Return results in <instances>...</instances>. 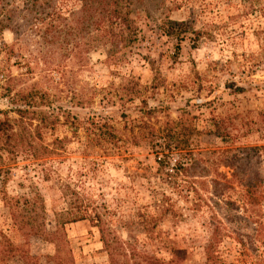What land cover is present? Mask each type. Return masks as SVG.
<instances>
[{"label":"rangeland","instance_id":"rangeland-1","mask_svg":"<svg viewBox=\"0 0 264 264\" xmlns=\"http://www.w3.org/2000/svg\"><path fill=\"white\" fill-rule=\"evenodd\" d=\"M48 1L44 12L65 17L81 7L79 0ZM132 1L137 39L118 48L112 63L108 45L83 57L69 53L79 38L70 29L76 19L37 20L30 9L45 0H0V25L10 23L0 29V118H18L14 108L23 100L11 98L31 93L38 109L54 114L107 116L121 138L107 156L97 149L83 156L84 132L59 126L55 135L69 139L62 157L36 164L6 151L0 137V264H31L21 250L35 264H109L98 227L67 221L70 205L97 208L119 240L165 262L207 264L204 247L217 235L215 264H264V202L240 201L252 178L264 189V0ZM166 19L186 23L183 38L163 32ZM59 22L61 30L49 29ZM133 85L158 108L157 142L167 119L186 118L194 127L187 173L171 168L175 154L159 169L151 143L137 127L130 131L138 99L124 95V109L119 96ZM86 98L91 103L79 104ZM43 135L50 141L47 129ZM34 197L42 208L32 216L45 237L24 236L19 226L18 207ZM60 234L65 248L58 250L50 237Z\"/></svg>","mask_w":264,"mask_h":264},{"label":"trees","instance_id":"trees-1","mask_svg":"<svg viewBox=\"0 0 264 264\" xmlns=\"http://www.w3.org/2000/svg\"><path fill=\"white\" fill-rule=\"evenodd\" d=\"M34 1L36 2L37 0ZM79 1L81 2L79 12L70 11L68 13L70 17H65L59 12L56 13L53 9V12H44V9L51 5L48 0H45V5L39 4L35 7V10L30 9V12L34 11V13H37V20L40 21L44 20V17H42L44 15H50L54 20L58 19L60 22L74 17L77 23L76 27L70 28L72 31L71 34H77L79 38L75 36L74 40H71L72 46L68 48L69 53L73 54L72 51H74L75 55L83 57L86 52L93 48L108 45L106 60L116 63L120 60L117 55V49L130 46L137 39L138 29L135 25V19L132 16L134 10L131 6L134 1ZM60 22L51 26L49 29L61 30L63 26H61ZM9 24L7 22V24L0 25V29L2 30L4 27L10 28ZM165 25L166 27L163 32L177 39L183 38L187 31L186 23L183 21L166 19ZM15 29L13 30L12 28L14 33L19 35L17 32L19 31V27H15ZM5 93L9 96L10 88H5ZM39 93L42 98L44 92ZM124 95L130 101H134L136 98L138 99V103L134 104L132 108L139 119L136 125L132 121L134 124L129 129L131 131L134 127H137L138 136L146 138L148 143H151L152 148L155 149V160L158 168L162 169L167 167L170 164L168 156L172 155L173 157L175 154L177 157L174 158L171 168L178 173H187V170L191 169L190 166L192 165L189 139L195 130L191 123L186 118H180L178 121L165 120L161 129L163 141L157 142L156 131L154 130L152 120L158 108L150 106L147 99L142 96L141 89L133 85L124 94L119 96V99L122 101L120 106L124 109H126ZM14 96V98H11L12 103H17L15 98L20 96L23 100V105H16L14 108V112H16L18 118L11 119L7 115L0 118V137L4 140L5 149H9L6 151L31 158L36 164H49L62 157L63 152L66 150L65 144L69 139L65 135L63 137L55 135V131L59 126L68 127L74 136L78 134L79 129L84 132V142L80 145V153L83 156L93 154L96 151L95 149L99 151L97 152L98 156H107L110 152L115 151L114 148L121 139L107 116L96 115L94 113L83 119L76 117L70 118L69 113L62 114L61 116L60 114H54L53 111L49 112L48 110L38 109L42 103L41 101L35 102V98L31 93L21 95L20 92H17ZM91 101L92 98H86L82 99L79 104H88ZM4 112L6 113V111ZM60 117H63V120ZM155 120L158 121L156 118ZM34 122L36 123L33 124ZM32 125H34L33 130L30 128ZM70 127L72 130H70ZM44 129H47L50 134L51 139L48 142L45 141L43 135ZM61 185L63 189V184ZM240 196V201H242L243 205L261 206L264 202L262 180L258 177L252 178L245 184L244 194L242 193ZM39 208H42V204L38 197L31 199L25 198L18 207L17 216L20 217L19 226L24 236L40 235L45 237L43 230L35 222L37 214L36 216H32V211H38ZM96 209L95 207L89 209L87 206L81 208L76 207V205H70L67 208L68 214L70 215L67 221L73 222L88 219L94 226L98 227L102 249L108 254L109 264H182L175 260L165 262L154 254L139 250L132 242L119 240L114 231L108 226H105L106 222L101 213ZM256 236H259V234H256ZM216 238L217 235H213L209 243L204 247L207 264H215L218 260L219 256L215 247L216 242H218ZM50 240L56 243L58 250L59 248H65L63 235L52 236ZM21 255L26 262L30 259V263L35 264L36 259L33 256L29 257L24 250H21Z\"/></svg>","mask_w":264,"mask_h":264}]
</instances>
